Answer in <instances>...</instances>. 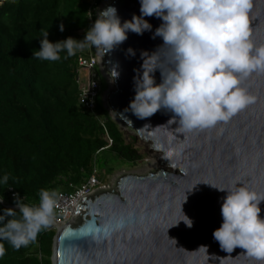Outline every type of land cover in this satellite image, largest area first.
<instances>
[{
  "label": "water",
  "instance_id": "obj_1",
  "mask_svg": "<svg viewBox=\"0 0 264 264\" xmlns=\"http://www.w3.org/2000/svg\"><path fill=\"white\" fill-rule=\"evenodd\" d=\"M109 5L117 9L121 23L131 20L133 14L140 15L139 0H111L100 10ZM249 18L251 40L256 46L264 44V0H252ZM144 19L152 30L140 35L128 31L121 44L106 52L101 49V64L108 77L112 69L119 74L111 82L108 107L149 145V151L157 153L159 169L143 176L123 175L109 191L82 198L73 207L72 221L56 231L50 262L257 264L244 254V249L236 247L227 253L213 239V230L222 222L220 205L226 193L208 184L225 187L241 183L240 176L250 175L251 183L243 184L264 195V74L254 73L241 80V87L257 97L256 103L216 128L181 132L178 123L168 124L173 113L164 109L138 118L130 110L125 111L134 97L133 76L142 71L141 52L151 54L163 43L160 37L152 38L161 20L154 16ZM129 48L135 55L127 52ZM165 51L161 49L159 54L163 56ZM159 66L164 68L163 64ZM152 75L160 83V69ZM157 144L179 149V155L164 159V152L155 148ZM169 204L171 215L167 212ZM259 206V215L264 217V201ZM182 213L192 221L191 227L183 221L173 225ZM121 218L123 227H110ZM201 245L207 249H198Z\"/></svg>",
  "mask_w": 264,
  "mask_h": 264
},
{
  "label": "clouds",
  "instance_id": "obj_2",
  "mask_svg": "<svg viewBox=\"0 0 264 264\" xmlns=\"http://www.w3.org/2000/svg\"><path fill=\"white\" fill-rule=\"evenodd\" d=\"M139 4L140 15L133 14L131 20L123 23L114 6L98 9L95 21L86 30L82 40L69 36L53 43L49 41L46 30L39 41V50H33L32 57L58 61L62 51H66L64 58L67 59L88 47L106 52L125 41L128 31L138 35L151 31L152 25L144 17L154 16L161 23L155 28L152 38L160 37L163 43L151 54L141 52L142 71L133 76L134 97L125 111L130 110L136 117L143 119L164 109L173 113L168 124L176 122L181 132L191 133L227 124L238 112L256 103L257 97L241 87L242 79L254 73L264 74V44L256 46L250 38L249 11L252 0H139ZM91 16L89 11L88 18ZM58 30H64L62 23L58 25ZM80 31L78 35L84 33ZM161 49L166 50L163 56L159 54ZM127 52L135 55L131 48ZM78 59L89 58L80 54L77 65ZM160 64L164 65L163 69ZM101 67L106 74L102 64ZM156 69L161 71L160 83H156L152 75ZM81 70L77 78L84 81L85 78L80 77ZM118 75L115 69L110 70V82H114ZM106 106L112 113L107 101ZM123 127L137 142L145 144L128 125ZM107 140L110 144V140ZM155 148L164 152V159L178 156L180 152L171 147L165 149L160 144L155 145ZM92 176L97 184L91 189L90 195L110 190L100 183L95 173L88 180ZM8 179L5 174L0 178V183L7 184ZM208 185L226 193L220 205L222 222L213 230V239L227 253L240 247L245 250L247 257L257 264H264V217L259 215V205L264 201V195H258L239 182L225 187ZM79 187L67 194L74 193ZM60 194L66 193L42 188L38 192V203L29 205L14 193V207L18 211L5 208L0 215V258L6 252L3 241H7L14 250H19L35 243L42 230L49 227L56 233L65 223L72 221L73 217L60 226L52 225ZM2 201L3 197H0ZM5 217L11 219L4 222ZM178 221H183L187 227L192 226V221L183 213L173 225ZM123 225L124 220L121 218L110 227L118 229ZM104 231L106 234L107 227ZM198 249L206 250L207 246L201 245Z\"/></svg>",
  "mask_w": 264,
  "mask_h": 264
},
{
  "label": "trees",
  "instance_id": "obj_3",
  "mask_svg": "<svg viewBox=\"0 0 264 264\" xmlns=\"http://www.w3.org/2000/svg\"><path fill=\"white\" fill-rule=\"evenodd\" d=\"M102 2L0 0V178L9 177L7 184L0 183V215L5 208L18 211L14 193L26 204H37L42 188L67 194L93 173L104 183L113 172L142 160L134 148L137 140L129 136L131 141L125 142L98 89L92 110L79 103L75 79L80 51L67 59L62 51L58 61L32 57L46 30L53 43L69 36L82 40ZM54 235L48 227L35 243L19 250L3 241L6 252L0 264H51Z\"/></svg>",
  "mask_w": 264,
  "mask_h": 264
},
{
  "label": "rangeland",
  "instance_id": "obj_4",
  "mask_svg": "<svg viewBox=\"0 0 264 264\" xmlns=\"http://www.w3.org/2000/svg\"><path fill=\"white\" fill-rule=\"evenodd\" d=\"M110 1L111 0H103V2L100 3V5L94 10V21H95L96 16H97V10L98 9L100 10L101 8H103ZM94 21L91 19V23ZM89 22H90V18H89ZM80 33H81V31L78 32V34H80ZM80 54L84 55V56H89V57L93 56L92 58H94L97 61V70L98 71L95 70V74H96L95 79L99 84V88H98L99 98L102 100L104 109L108 112V115L111 118V120L117 125L119 130L124 134L125 142L129 143L131 141L129 138V136H131V133L127 129H125L123 127V125H121L119 122H117L115 117H113L111 111L106 106V100L105 99L108 95V92L112 89V87H111V82H110L108 75H106L104 73V71L102 70V67H101V49H97L94 47H88V48H85L84 50L80 51ZM80 77H81V79L85 78L84 70H81ZM104 87H106V88L104 89V91L102 93H100ZM134 148H136L138 150L139 155H142V160L138 161L137 165H135L134 167L121 168V169L113 172L107 178H105L104 179L105 182L103 183L105 188L112 189L115 186L114 183L116 182L117 178H119L122 175L128 174V175L143 176L148 172L159 169V161H160L159 157H158L157 153L149 151V145L148 144H144V143L138 141V143H136L134 145ZM164 170L167 172H170L167 169H164Z\"/></svg>",
  "mask_w": 264,
  "mask_h": 264
},
{
  "label": "built area",
  "instance_id": "obj_5",
  "mask_svg": "<svg viewBox=\"0 0 264 264\" xmlns=\"http://www.w3.org/2000/svg\"><path fill=\"white\" fill-rule=\"evenodd\" d=\"M90 56L89 59H78V66L86 72L85 80L81 81L78 92V101L86 110L93 109V101L97 94L98 83L95 80L93 69L97 66V61ZM97 184L94 176H92L86 183L81 185L74 193L60 194V199L55 210L52 225L60 226L69 221L73 217V207L82 199L91 194V189Z\"/></svg>",
  "mask_w": 264,
  "mask_h": 264
},
{
  "label": "snow or ice",
  "instance_id": "obj_6",
  "mask_svg": "<svg viewBox=\"0 0 264 264\" xmlns=\"http://www.w3.org/2000/svg\"><path fill=\"white\" fill-rule=\"evenodd\" d=\"M249 107H250V106H249ZM246 109H247V108L241 110L240 112H243V111H245ZM240 112H238L236 115H238ZM183 139H184V138H183ZM238 179H239V181H240L241 183H244L245 181H247V182L250 184V183H251V179H252V177H251L250 175H244V176H240V177H238ZM167 212H168L169 215L172 214V207H171V204H169V207L167 208Z\"/></svg>",
  "mask_w": 264,
  "mask_h": 264
},
{
  "label": "bare ground",
  "instance_id": "obj_7",
  "mask_svg": "<svg viewBox=\"0 0 264 264\" xmlns=\"http://www.w3.org/2000/svg\"><path fill=\"white\" fill-rule=\"evenodd\" d=\"M112 114L113 116H115V119L121 124V125H127L126 123H124L121 118L115 113L112 111Z\"/></svg>",
  "mask_w": 264,
  "mask_h": 264
}]
</instances>
